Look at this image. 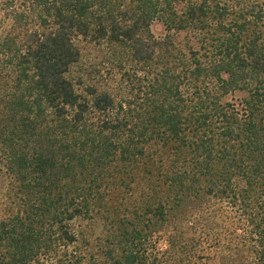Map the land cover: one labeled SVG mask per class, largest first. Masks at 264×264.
<instances>
[{
    "label": "trees",
    "instance_id": "16d2710c",
    "mask_svg": "<svg viewBox=\"0 0 264 264\" xmlns=\"http://www.w3.org/2000/svg\"><path fill=\"white\" fill-rule=\"evenodd\" d=\"M0 161V264H264L263 4L0 0Z\"/></svg>",
    "mask_w": 264,
    "mask_h": 264
},
{
    "label": "rangeland",
    "instance_id": "374dc122",
    "mask_svg": "<svg viewBox=\"0 0 264 264\" xmlns=\"http://www.w3.org/2000/svg\"><path fill=\"white\" fill-rule=\"evenodd\" d=\"M261 3L264 6V0H260ZM151 32L156 38H163L166 35L165 27L162 23L156 22L151 27ZM84 54L87 58H90V52L85 51ZM82 67V66H80ZM11 186H12V180L10 176L5 172V167L0 161V216L4 213L6 210V206L9 205L10 199H11ZM10 190V193H9ZM85 224V223H83ZM101 229H98L95 232V235H100Z\"/></svg>",
    "mask_w": 264,
    "mask_h": 264
}]
</instances>
